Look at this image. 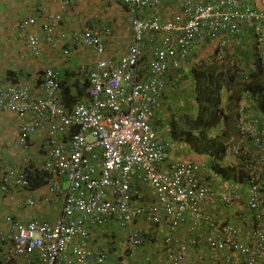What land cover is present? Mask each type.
<instances>
[{
	"label": "built area",
	"instance_id": "built-area-1",
	"mask_svg": "<svg viewBox=\"0 0 264 264\" xmlns=\"http://www.w3.org/2000/svg\"><path fill=\"white\" fill-rule=\"evenodd\" d=\"M61 1L65 13L78 0ZM119 1L132 21L128 53L119 60L100 59L94 68L82 66L80 77L89 86L71 107L64 104L56 69L42 72L39 97L26 85L0 88V114L20 119L19 147L27 153L35 133L45 134L48 146L41 164L33 166L25 157L19 167L0 165V194L22 211L35 208L38 195L28 190L27 170H38L47 175L41 201L61 210L53 222L35 216L21 222L6 215L8 226L0 227L5 253L0 264L14 259L26 264H107L109 249L97 242L95 233L112 224L125 232L127 256L119 264H136L147 245L145 234L164 222L172 229L189 223L196 231L188 239L165 240L169 263L185 264L189 251L197 256L206 247L223 254L217 264H264V114L256 108L257 118L248 119L241 106L237 117L239 147L246 150V176L238 181L247 186V228L203 211L204 206L231 207L239 191L234 182L227 193L217 195L199 179L201 167L193 160L178 159L163 170L169 142L152 126L167 74L191 64L190 58L209 43L216 46L219 59L232 64H243L241 57L231 56L248 45L251 69L264 68V0H184L180 12L165 18L159 10L164 0ZM62 13L46 16L40 37L29 33L37 24L35 17L20 20L19 34L33 55L41 54L42 39L54 44ZM111 35L107 26H85L72 40L104 57V39ZM252 96L257 104L259 95ZM249 143L255 150L247 148ZM18 191H25L22 199L15 198Z\"/></svg>",
	"mask_w": 264,
	"mask_h": 264
},
{
	"label": "crops",
	"instance_id": "crops-1",
	"mask_svg": "<svg viewBox=\"0 0 264 264\" xmlns=\"http://www.w3.org/2000/svg\"><path fill=\"white\" fill-rule=\"evenodd\" d=\"M183 1L184 0H164V3L159 9L161 16L165 18V16L180 12ZM47 2V7L49 9L43 8L42 6H40L39 9L37 8V12L34 13L37 24L29 29V33H33L39 37L42 34L41 25L46 16L48 14L57 15L62 13L61 0H47ZM18 8L22 11L24 8V0H0V88L12 84L26 85L31 87V92L34 96L39 97L41 96V91L38 85L42 77V72L46 69L52 68L59 71L62 79L61 82H65V80L66 82L70 80L73 81L72 76L76 77L75 75H79L80 77L79 71L82 66L94 68L100 59L106 58L119 60L127 55L128 49L132 44L133 27L131 22L127 29H125V25H118L116 27V23L112 22L111 24L108 21L105 23H96L94 19L87 16L86 0H78L68 12L62 13V21L55 25L56 38L54 44H49L42 39L40 43L41 54L35 56L26 47V42L20 36L18 30L20 20L24 16L30 14L31 8L27 7V15H24L19 20H15L13 19L14 12H16ZM33 12L34 11H32V13ZM126 13L129 16L128 11ZM102 25L112 29V35L104 39L106 47L104 57L96 54L88 47H81L73 44L72 35L81 31L83 27ZM66 49L69 50L68 55H64L63 53ZM208 49L206 50L210 51V49ZM207 51H203V55H206ZM203 55L201 56V54L198 53L196 57L193 56L190 58L189 61L191 64L187 63L179 71L167 74L166 87L162 92L160 100L154 107L152 126L161 137L165 140L167 139L166 141L169 142L167 159L162 168L163 170H168V167L178 159L193 160L201 167L200 173L198 174L199 179L207 184L217 195L227 193L231 183L234 182L239 191L238 198L231 207L204 206L203 211L213 217L225 216L231 223L247 228L251 220L250 213L246 208L247 186L241 184L242 178L246 176L242 169V161H244L246 150L243 147H239V137L231 135L226 143L228 154L224 160V165H226L227 168L229 167V174L227 177L231 174V179L227 180V177L209 168L211 158L208 155L196 152L186 141H182L181 139L174 140L171 135L173 118L180 119L185 115L188 116V114L191 115L197 112L194 98L195 92L192 83L193 80L189 75L186 76V74L187 68L195 64L194 59L200 61ZM11 73H15L16 76L11 77ZM227 97L228 94L225 93V101H227ZM241 106L248 112L245 115L246 118H257L255 113L256 105L254 106L252 99H246V97H244ZM19 138V117L9 112L0 114V165L2 168L19 167L25 157L28 158L29 164L31 165L41 164L45 161L48 151L47 136L45 134L35 133L30 136V149L27 153L19 147ZM247 148L255 150L252 143L247 144ZM65 186H67V184H65ZM44 193H46V190ZM24 194L25 191H18L15 193V198L22 199ZM151 196V198H153L152 194ZM37 199L38 202L35 208H28L22 211L9 196L0 194V227L3 229L7 228L8 225L5 222V216L8 214L14 216L15 219L21 222H27L34 216L51 222L56 221L60 216V208L55 205H47L39 200V198ZM119 230L117 225L112 224L108 229L97 230L98 233L97 231L95 233V236H98V243L103 247L105 246V249L108 250L105 243L110 241L113 243L112 247L116 248V250H113L114 252L108 250L111 259L107 264L121 263L125 259V256H127L126 251L124 255H118V244H116V237L113 236V232L117 234L121 232ZM195 232L196 231L192 229L189 223L178 229H172L169 223L166 222L150 228L146 237V239L148 238L146 248L136 259V264H172L169 263L168 259L165 257V240L170 238L188 239L193 237ZM123 234L125 235V233ZM153 236L156 238L155 242H152L155 247L150 248L149 239ZM189 253V261L185 264H189L191 261L190 258L193 256L190 251ZM4 255L5 253L0 247V263H3ZM202 256L203 255L196 256V264L205 263L202 261ZM10 264H26V262L21 259H14Z\"/></svg>",
	"mask_w": 264,
	"mask_h": 264
},
{
	"label": "trees",
	"instance_id": "trees-1",
	"mask_svg": "<svg viewBox=\"0 0 264 264\" xmlns=\"http://www.w3.org/2000/svg\"><path fill=\"white\" fill-rule=\"evenodd\" d=\"M121 5L127 12L126 6L122 3ZM248 32H251V28L248 29ZM212 45L213 43H210L204 49L199 50L197 54L202 56L203 51H207L208 47L210 49L200 61L194 59L195 64L187 68L186 76L189 75L193 80L197 112L185 115L180 119L173 118L171 135L174 140L186 141L196 152L208 155L211 158L209 168L227 177L229 167L224 165L228 154L226 143L231 135L237 137V117L244 97L253 99L252 95H259L257 104L252 101L254 106L256 105L255 108L264 114V68L251 69L252 61L248 45L244 49L237 48L234 51L235 55L231 56L234 59L241 57L243 64H234V61L231 60L232 64L226 59H219L218 50L215 45ZM11 74V77L16 76L15 73ZM75 76H72L73 81L61 82L64 104L68 108L78 96L86 93L89 86L86 79L79 75ZM225 93L228 94L227 101H225ZM27 173L30 179L28 190L36 193L39 200H42L47 175L38 170L32 171L30 168ZM230 176L226 179H231ZM119 231L125 233L124 230ZM113 234L117 235L118 233L113 232ZM145 236L147 237V234ZM155 240V236L151 237L149 245H152ZM201 254L205 258L202 260L205 262L203 264H216L223 255L206 247L198 251L197 255ZM212 259H216L215 262ZM194 263L196 264L197 261Z\"/></svg>",
	"mask_w": 264,
	"mask_h": 264
},
{
	"label": "rangeland",
	"instance_id": "rangeland-1",
	"mask_svg": "<svg viewBox=\"0 0 264 264\" xmlns=\"http://www.w3.org/2000/svg\"><path fill=\"white\" fill-rule=\"evenodd\" d=\"M47 0H24V8L22 11L18 8L16 12H14V18L13 19H20L24 15H27V7L31 8L30 14L27 16H24L23 18L26 17H34V13L37 12V8L39 9L40 6L43 8L49 9L47 7ZM86 6H87V16L89 18L94 19V22L99 23V22H110L112 24L116 23V27L118 25H125V29H127L128 25L130 24L131 18L129 19V16L127 15L125 9L122 7L119 1L117 0H86ZM26 9V10H25ZM36 9V10H35ZM26 11V13H25ZM32 11H34L32 13ZM88 18V19H89ZM116 237V244H118V255H124L126 246H125V235L121 232V235L118 233L117 235H113ZM109 238V236H108ZM114 238V237H112ZM160 241V240H159ZM115 242V239H114ZM106 247L111 251L114 252L113 250H116V248H113L112 242H106ZM149 245L150 248H154L155 246ZM204 253V251H202ZM205 254V253H204ZM203 255V254H201ZM202 260H205L204 256H202ZM122 258V257H121ZM155 258V256H154ZM190 263L193 264L196 262V256H192L190 258ZM216 259H212L213 262H215ZM119 264V262H118ZM195 264V263H194Z\"/></svg>",
	"mask_w": 264,
	"mask_h": 264
}]
</instances>
